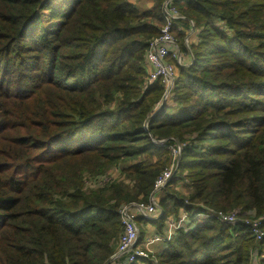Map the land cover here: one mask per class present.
<instances>
[{
    "label": "trees",
    "instance_id": "1",
    "mask_svg": "<svg viewBox=\"0 0 264 264\" xmlns=\"http://www.w3.org/2000/svg\"><path fill=\"white\" fill-rule=\"evenodd\" d=\"M163 2L0 0V264H108L121 208L148 202L178 145L157 220L184 212L188 224L134 264L264 254L244 223L263 218L264 230V0H174L197 43L193 61L168 58L177 74L156 110L164 87L142 86ZM125 164L130 183L98 187ZM184 180L188 194L175 189ZM217 211L237 222L207 217Z\"/></svg>",
    "mask_w": 264,
    "mask_h": 264
},
{
    "label": "built area",
    "instance_id": "2",
    "mask_svg": "<svg viewBox=\"0 0 264 264\" xmlns=\"http://www.w3.org/2000/svg\"><path fill=\"white\" fill-rule=\"evenodd\" d=\"M178 19H184V17L175 8L174 0H165L163 5L164 27L160 30V36L150 42L149 50L144 61L147 77L143 83L142 92L144 93L158 81L164 87L163 98L158 103L156 110L161 107L162 101L171 98V92L177 74L176 67L166 60L171 57L176 60L178 65H182L183 59L179 50L176 48V42L171 33L173 21ZM158 144H162V142H158ZM181 150V146H176L172 150L174 156L173 163L165 168L156 179L153 185V192L149 196L147 203H133L121 208L120 214L123 231L119 236L117 247L108 264H134L140 260H147L151 256L150 245L170 242L180 229L187 226V215L184 212H180L176 218L168 219L165 222L163 234L155 235L151 239L146 240L144 245H138L140 230L137 221L138 219H142L143 222L148 223L157 220V218L163 215L162 209L158 206V194L173 178L177 169L176 157L179 156ZM207 217L215 218L222 224L229 226L237 222L238 212L232 211L225 213L223 211H217L207 215ZM262 219L249 218L244 221L245 225L249 227V231L256 243L261 242L264 238V230L261 226ZM251 253L250 264H258L255 261L256 257L253 256V252Z\"/></svg>",
    "mask_w": 264,
    "mask_h": 264
},
{
    "label": "rangeland",
    "instance_id": "3",
    "mask_svg": "<svg viewBox=\"0 0 264 264\" xmlns=\"http://www.w3.org/2000/svg\"><path fill=\"white\" fill-rule=\"evenodd\" d=\"M131 1L132 3H135L139 9L141 10H145V9H150L152 6H153V3H154V0H129ZM165 3V0L163 2V5ZM179 20H174L173 21V25H172V28H171V33H172V36L174 37L175 39V42H176V48L179 50L180 52V55L182 57V61H185V62H189V59H191L193 61V57H192V54H191V51H190V44H196L197 43V32L195 31L194 29V26H193V22L192 21H188V26L187 27H183L182 25H180L178 23ZM164 27V22L163 24L160 26V29H159V33L157 36H155L153 39H157L159 36H160V30ZM152 39V40H153ZM151 40V41H152ZM150 41V42H151ZM149 42V44H150ZM149 44H148V49H147V52L149 50ZM185 50H184V49ZM182 49V50H181ZM184 50V51H183ZM146 52V54H147ZM171 58V57H170ZM188 60V61H186ZM167 62L168 59L166 60ZM170 63V62H169ZM191 63V62H190ZM171 64V63H170ZM173 66H175L174 64H172ZM176 67V66H175ZM161 101V100H160ZM168 100L164 101L163 104L165 102H168ZM169 103V102H168ZM162 102H161V106L163 105ZM171 105V104H170ZM157 112V111H156ZM177 144V143H176ZM178 146H182V145H178ZM176 164H177V161H176ZM127 164L123 165L122 168H113L111 170H109L107 172V175L104 177H102L101 179H98L96 180V183H98V187L99 188H103L105 187L107 184H109V182L112 180V179H115V180H123L125 181L126 183H130L129 180L125 179V174L124 173H121V169H123L124 167H126ZM177 170V169H176ZM176 172V171H175ZM114 177V178H113ZM96 183L94 184H91V185H95ZM175 189L180 193V194H188V181L187 180H184V181H181L179 183L176 184L175 186ZM181 189V190H180ZM162 191V190H161ZM160 191V192H161ZM159 192V193H160ZM162 194V193H161ZM159 196V195H158ZM161 196V195H160ZM160 198V197H159ZM162 198V196H161ZM159 200V199H158ZM140 203H143V202H140ZM125 206V205H124ZM158 219V218H157ZM171 219V218H170ZM199 220H203V219H199ZM148 223H152L154 225H157L158 227L160 225H163L162 227H164V221L159 219V220H154L152 222H148ZM163 223V224H162ZM137 225L139 227V230H140V226H139V223L137 222ZM258 246V245H256ZM258 248V247H256ZM255 248V250H256ZM252 252V251H251ZM151 255H153L152 253H150ZM256 255V262L259 263L260 261V258H264V254L262 256H259V254L256 252L255 253Z\"/></svg>",
    "mask_w": 264,
    "mask_h": 264
},
{
    "label": "crops",
    "instance_id": "4",
    "mask_svg": "<svg viewBox=\"0 0 264 264\" xmlns=\"http://www.w3.org/2000/svg\"><path fill=\"white\" fill-rule=\"evenodd\" d=\"M138 223L139 226L141 227L139 231V240H138V245L140 246L144 245L146 240L151 239L153 236L163 234L165 230V225L161 230H159L158 226L152 223L151 224L147 222H138ZM149 249H150V253H152L153 255H157V254L159 255L166 249V244L155 243L150 245Z\"/></svg>",
    "mask_w": 264,
    "mask_h": 264
},
{
    "label": "water",
    "instance_id": "5",
    "mask_svg": "<svg viewBox=\"0 0 264 264\" xmlns=\"http://www.w3.org/2000/svg\"><path fill=\"white\" fill-rule=\"evenodd\" d=\"M163 102H164V101H162V104H163ZM180 154H181V151H180L179 155H180ZM179 162H180V157H178L177 166H178Z\"/></svg>",
    "mask_w": 264,
    "mask_h": 264
}]
</instances>
